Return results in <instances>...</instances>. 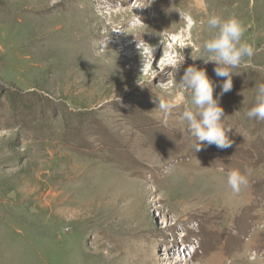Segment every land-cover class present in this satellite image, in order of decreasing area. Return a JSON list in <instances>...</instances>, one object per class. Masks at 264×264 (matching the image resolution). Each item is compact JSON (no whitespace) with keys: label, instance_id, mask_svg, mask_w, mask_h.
Segmentation results:
<instances>
[{"label":"rangeland","instance_id":"1","mask_svg":"<svg viewBox=\"0 0 264 264\" xmlns=\"http://www.w3.org/2000/svg\"><path fill=\"white\" fill-rule=\"evenodd\" d=\"M212 13L256 52L227 94L203 61ZM190 66L227 150L195 152L181 122ZM260 84L264 0H0V264H264V123L245 115Z\"/></svg>","mask_w":264,"mask_h":264},{"label":"clouds","instance_id":"2","mask_svg":"<svg viewBox=\"0 0 264 264\" xmlns=\"http://www.w3.org/2000/svg\"><path fill=\"white\" fill-rule=\"evenodd\" d=\"M195 26V21L189 19ZM207 27L210 30L209 38L202 44V51L207 54L206 64L213 63L215 75L224 80L222 94L232 90L233 69L239 68L245 59L251 60L256 54L254 47L245 41V28L242 22L234 15L222 17L212 13L207 18ZM196 61V60H193ZM184 61L181 60L176 69ZM175 69V70H176ZM179 85L190 94V104L181 115V122L186 123L187 130L194 141L195 152L202 149V145L215 146L219 150L232 147L228 134L231 128H226L224 112L219 107L218 100L213 98L214 86L203 69L194 66L188 67ZM156 111L161 114V122L167 126L169 116L174 105L163 97L157 99ZM249 120L264 123V84L255 89L253 106L246 112ZM227 185L233 194H239L241 188L247 185V174H242L237 169L226 173Z\"/></svg>","mask_w":264,"mask_h":264},{"label":"bare ground","instance_id":"3","mask_svg":"<svg viewBox=\"0 0 264 264\" xmlns=\"http://www.w3.org/2000/svg\"><path fill=\"white\" fill-rule=\"evenodd\" d=\"M39 13V12H38ZM37 15V14H36ZM39 18V17H38ZM30 24V23H29ZM29 26V25H28ZM30 28H32V27H30ZM27 29V28H26ZM27 31V30H26ZM31 31H32V29H31ZM30 31V29H29V31L28 32H30L31 34H32V32ZM29 33V34H30ZM25 36V35H24ZM177 40H175V42H176ZM141 53V52H140ZM159 53V52H158ZM156 56V55H155ZM147 57H149V56H147ZM73 198V197H72ZM65 228V227H64Z\"/></svg>","mask_w":264,"mask_h":264}]
</instances>
